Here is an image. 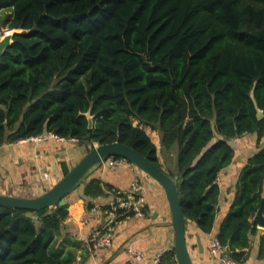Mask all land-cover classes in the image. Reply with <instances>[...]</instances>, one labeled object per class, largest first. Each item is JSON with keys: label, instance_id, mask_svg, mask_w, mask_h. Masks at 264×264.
<instances>
[{"label": "trees", "instance_id": "1", "mask_svg": "<svg viewBox=\"0 0 264 264\" xmlns=\"http://www.w3.org/2000/svg\"><path fill=\"white\" fill-rule=\"evenodd\" d=\"M4 9L14 32L0 53V146L52 131L87 150L127 143L162 166L140 125L150 124L168 164L176 149L168 172L186 220L210 233L230 140L264 135V0H0ZM101 183L85 192L104 193ZM262 202L264 212L259 143L216 234L242 262ZM67 206L0 205V264H71L49 250ZM159 264H178L173 248Z\"/></svg>", "mask_w": 264, "mask_h": 264}, {"label": "crops", "instance_id": "2", "mask_svg": "<svg viewBox=\"0 0 264 264\" xmlns=\"http://www.w3.org/2000/svg\"><path fill=\"white\" fill-rule=\"evenodd\" d=\"M6 12L10 13V10ZM13 32L14 28L5 24L2 19L0 53L9 43ZM140 125L155 142L162 167L166 171L171 170L170 167L174 168L175 163L165 167L159 131L150 124ZM62 137L64 138L38 140L32 136L0 146V192L34 196L52 186L88 151L86 143L77 138ZM259 143H264V135ZM251 154L252 152L244 157L235 154L232 162L220 172L217 179L220 185L219 211L213 230L210 233L203 232L195 221H188V243L195 264H221L209 251L210 240L216 236L222 219L229 211L235 198L240 171ZM94 178L101 179L104 193L94 195L85 192L86 183ZM136 178L143 186L149 214L122 218L114 227L112 244L102 248L97 257L91 256L85 238L92 227L102 226L109 220L110 186L129 190ZM66 199L68 212L61 228L55 231L49 250L59 258L72 259L71 264H129L127 249L131 246L142 249L147 258L159 252L164 254L173 247L174 230L169 224L171 212L164 188L128 160L118 165L97 163L83 181L67 193ZM257 228L251 234V245L247 248V256L242 264H264V244L261 239L264 226L258 223Z\"/></svg>", "mask_w": 264, "mask_h": 264}, {"label": "water", "instance_id": "3", "mask_svg": "<svg viewBox=\"0 0 264 264\" xmlns=\"http://www.w3.org/2000/svg\"><path fill=\"white\" fill-rule=\"evenodd\" d=\"M89 127L93 126V115L89 110L86 113ZM110 156H120L130 161L152 178H154L165 190L171 212L169 224L174 230L173 249L178 264H195L190 253L188 243V228L186 217L181 208V199L177 180L162 166L154 163L146 155L135 147L120 141L109 143H97L91 147L68 171L44 192L34 196H23L0 192V205L40 210L55 204H67V193L84 179L89 170ZM257 216L259 224L264 226L263 202Z\"/></svg>", "mask_w": 264, "mask_h": 264}, {"label": "built area", "instance_id": "4", "mask_svg": "<svg viewBox=\"0 0 264 264\" xmlns=\"http://www.w3.org/2000/svg\"><path fill=\"white\" fill-rule=\"evenodd\" d=\"M49 137L64 138L52 131L35 135V138L38 140ZM124 160L126 159L123 157L110 156L101 162L107 165H118ZM45 176L48 177V174H45ZM109 194L108 222L102 226L92 227L85 238L88 253L93 257H97L102 248H106L112 244L114 227L122 218L149 214L147 199L143 192V186L138 178L132 181L129 190L112 187L109 189ZM209 251L219 259L221 264H242V261L233 256L234 249L224 245L217 236L211 238ZM127 254L129 264H159L163 252L156 253L153 257L147 258L146 253L142 249L131 246L127 249ZM95 264L102 263L96 262Z\"/></svg>", "mask_w": 264, "mask_h": 264}, {"label": "rangeland", "instance_id": "5", "mask_svg": "<svg viewBox=\"0 0 264 264\" xmlns=\"http://www.w3.org/2000/svg\"><path fill=\"white\" fill-rule=\"evenodd\" d=\"M8 10L9 9H4L0 11V22L2 21L3 17H6L7 15L6 11ZM135 123H137L136 120H135ZM255 136H256L255 133H251V134H245L240 137H235L234 139H231L230 141L235 148L236 154H240L242 157H244L246 154L248 155L251 152H253L255 149H257V147L259 146V143L257 142V139ZM86 149H88L87 144H86ZM166 159L167 158L165 157L164 161ZM168 160L170 161L173 160L174 163L176 162V149L175 148L168 155ZM166 162L167 160L165 161V164H166L165 167L168 166V162L167 163Z\"/></svg>", "mask_w": 264, "mask_h": 264}]
</instances>
